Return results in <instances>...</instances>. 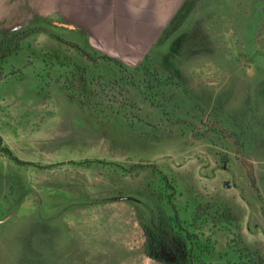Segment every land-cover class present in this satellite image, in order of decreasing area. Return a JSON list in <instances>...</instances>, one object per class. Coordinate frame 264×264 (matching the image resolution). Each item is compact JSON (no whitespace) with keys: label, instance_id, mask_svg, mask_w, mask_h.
Wrapping results in <instances>:
<instances>
[{"label":"rangeland","instance_id":"374dc122","mask_svg":"<svg viewBox=\"0 0 264 264\" xmlns=\"http://www.w3.org/2000/svg\"><path fill=\"white\" fill-rule=\"evenodd\" d=\"M14 32L0 264H159L161 214L200 264H264V0H0Z\"/></svg>","mask_w":264,"mask_h":264},{"label":"trees","instance_id":"16d2710c","mask_svg":"<svg viewBox=\"0 0 264 264\" xmlns=\"http://www.w3.org/2000/svg\"><path fill=\"white\" fill-rule=\"evenodd\" d=\"M23 32L12 33L11 37L9 36L11 40L7 42L5 41L8 40L7 36H4L2 40L0 39V53L4 55V48H9L11 44H15L13 52L16 53L19 49L20 41L26 35ZM9 53H12V51H9ZM85 56L91 62H95L96 60L93 55L85 53ZM145 65L149 67L150 62L148 65L145 63ZM0 154L17 165L27 164L14 157L12 152L7 148H0ZM140 170H143V168L141 167ZM163 180L165 181V178ZM168 188H170L169 190L172 193L174 192V189L169 185ZM143 232L145 237V253L155 262L159 264H200L197 254L199 248L196 247L197 235L194 234L192 227H186L180 223L176 215L174 218L163 214L159 215L157 223L144 226ZM238 260L237 264H263L259 259L257 261L255 258L243 256L241 253L238 256Z\"/></svg>","mask_w":264,"mask_h":264}]
</instances>
